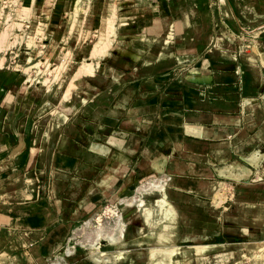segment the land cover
I'll return each instance as SVG.
<instances>
[{
    "label": "rangeland",
    "instance_id": "1",
    "mask_svg": "<svg viewBox=\"0 0 264 264\" xmlns=\"http://www.w3.org/2000/svg\"><path fill=\"white\" fill-rule=\"evenodd\" d=\"M132 116L152 134L196 120L246 130L250 145L212 163L174 155L159 174L142 141L115 172V131ZM255 149L264 152V0H0V264H161L174 246L186 253L166 264H264L249 245L264 243V159L244 160ZM228 165L252 176H220ZM151 182L164 186L145 191ZM164 189L174 215L158 228L134 200ZM117 249L131 252L125 262Z\"/></svg>",
    "mask_w": 264,
    "mask_h": 264
},
{
    "label": "crops",
    "instance_id": "2",
    "mask_svg": "<svg viewBox=\"0 0 264 264\" xmlns=\"http://www.w3.org/2000/svg\"><path fill=\"white\" fill-rule=\"evenodd\" d=\"M165 20L166 19H164V21ZM160 25H162V22L160 23ZM164 28H166L165 23L162 26L155 27L154 30L157 31V33H159L162 30H164ZM158 36L155 35L154 38ZM158 42L159 41H157V44ZM257 116H253L256 124H258L261 119V116L258 117ZM137 117L132 116L130 118L124 119L123 121L120 122L119 127L116 128L114 136L117 141L115 142L116 144L114 146L115 148L120 150L119 151L120 153L112 150L113 153L112 156L115 158V161L118 160V162H120V160L123 157L122 154L123 152L137 153L140 149L139 145L142 146V141H146L148 146L147 147L148 154L146 156V160L148 159V163H147L148 166L146 164L145 165L147 166L148 169L150 168L159 174H164L166 165L170 164V161H172L171 159L173 158L172 156L174 155L175 156L184 155V156H188V158L189 157L193 158V156L194 157L210 156L212 160H208V162L212 163V161L216 159L220 160L218 158H219V153L221 151L223 152L224 150H230L231 147L238 148L239 151H241V149L244 150L247 147V145H250L244 141L246 130L235 129L234 131H231L228 134H224L214 126L209 127L202 123H195L199 121L196 120L194 121V123L187 122L188 124H185L184 128H182L180 132L174 134L172 133V135L164 133L162 130L161 131L159 130L158 132L152 134L151 132H149L150 130L148 129L147 123L142 118H139V116ZM250 123H252V120ZM164 142L165 143L170 142L172 145L165 144V146L161 148V145ZM245 144L247 145L245 146ZM182 150H185L186 152L181 154ZM239 151L237 153L241 155ZM263 159H264L263 150L255 149L244 160L246 163L251 164L253 167L259 168ZM121 163L123 164V161L117 163L114 166L115 172L122 169L120 168L122 166ZM189 168H191V170L193 169L194 171L197 170L196 165L192 164L191 162L189 163ZM217 173L220 176L226 178L233 177L237 179H242V178L247 179L252 176V173L249 169L242 170L239 167H233L232 165L222 166L217 168ZM111 180L112 178L107 177L100 183V185L107 186L110 181L108 185V187H110L112 182ZM92 204H94V202ZM51 242L52 243H50L48 249L54 251L56 250L58 243H60V236L58 235L55 236L54 239L51 240ZM72 248L73 247L71 245L66 248L67 256H70L74 253ZM69 251H71L72 253H69ZM93 256L94 258L98 257L95 255ZM98 259H100L101 262H103L104 260H105L104 262H106L108 261L109 258L103 259L99 256Z\"/></svg>",
    "mask_w": 264,
    "mask_h": 264
},
{
    "label": "bare ground",
    "instance_id": "3",
    "mask_svg": "<svg viewBox=\"0 0 264 264\" xmlns=\"http://www.w3.org/2000/svg\"><path fill=\"white\" fill-rule=\"evenodd\" d=\"M168 39H169V36H168ZM168 39H166L164 41H159L158 44L161 45V46L163 44H168L169 45L171 43V41H170V39L169 40ZM96 50L97 51L94 53V55L97 57L98 54H96V53L99 52V51H101V50H99V51H98V49H96ZM217 51L221 52L223 54V56H227L228 55V54L225 53L224 50L221 49L220 46L217 47ZM210 55L213 57L214 56V52H211ZM97 64H99V63H97ZM88 68H90V67H88ZM93 69L94 68H92V70ZM81 72H82V70H81ZM86 73H87V71H86ZM157 183L156 182H151V185L149 184L150 187L148 189H146L145 191L148 192V191H153V190H161L164 185L161 184L162 182L160 184H157ZM146 188H147V186H146ZM159 193L160 194L158 195V197L155 198V199H153V200L145 201V200L142 199V197L140 199L138 197L135 200L134 199L133 200L135 201V203H140L139 204V208L142 211V214L147 218L146 220H147V223L148 224H150V225H152L154 227H158V228L162 227V228H164V227H167V226L163 222L164 221H171L172 220V216L174 215V211L168 206V202L166 200L167 199L166 198L167 197V194L165 193V189H164V193L161 192V191ZM118 222L120 223L121 226L127 228V226L124 225L122 216H118ZM153 237H154V235H153ZM161 240L162 241H165L167 243L170 242V239L167 236V234L166 235L164 234L162 237L160 236V242H161ZM110 242H111L112 245H116L118 243L117 240L115 238H113V237L110 238ZM249 245L251 246L250 247L251 250H254L255 248H259L261 250H264V243L263 244H261V243H251ZM196 248H197V249H195L196 251H200L202 248H205V249L210 248L211 249V248H215V247H213V245H208V246H204V247L202 246V247H196ZM205 249H203V250H205ZM251 250H249V251L251 252ZM113 251H115V255H116L117 260H119V263L120 262L121 263L122 262H125L127 260L128 256H129V253H131V252L128 253V250H123V249L122 250L121 249H117V250H113ZM156 251H154L152 253L153 254V258H155V255L154 254H155ZM160 252H161V255H162V263L161 264H166V260L167 259H171L172 260V257L173 256L176 257L178 255H181L183 253H186V251L184 249H182V247L180 248V247H175V246L173 248L169 249V250L168 249H163ZM69 253H72V252L69 251ZM113 254H114V252H113ZM251 254L253 255L252 252H251ZM95 256H98V255H95ZM156 256H158V255L156 254ZM98 257L97 258H94L95 261L97 259L98 262H101L100 259H98Z\"/></svg>",
    "mask_w": 264,
    "mask_h": 264
}]
</instances>
